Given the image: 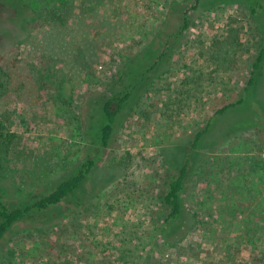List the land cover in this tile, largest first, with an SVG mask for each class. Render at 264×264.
<instances>
[{"label":"rangeland","instance_id":"rangeland-1","mask_svg":"<svg viewBox=\"0 0 264 264\" xmlns=\"http://www.w3.org/2000/svg\"><path fill=\"white\" fill-rule=\"evenodd\" d=\"M31 1L0 0V131L13 135L0 139V195L9 207L72 177L103 99L131 95L81 187L16 224L0 264H264V76L242 105L217 114L238 99L264 46V0ZM50 8H61L58 20L44 19ZM183 13L188 28L165 41ZM184 157L183 216L167 242L159 197Z\"/></svg>","mask_w":264,"mask_h":264},{"label":"trees","instance_id":"trees-1","mask_svg":"<svg viewBox=\"0 0 264 264\" xmlns=\"http://www.w3.org/2000/svg\"><path fill=\"white\" fill-rule=\"evenodd\" d=\"M51 1L58 4L60 2H62V4L64 3L62 0H49L47 5H49ZM31 3H36L37 7L40 6L39 1L37 0L36 2L31 1ZM1 4H9V0H1ZM18 8L20 10L22 9L21 4H19ZM261 8V5H256L255 7H252L250 9L251 14L255 15L258 12L257 10ZM59 9L61 8H50L49 10H47L44 19L46 21L58 20L59 17H55V13L53 11L58 10L59 12ZM35 16L37 18L40 17L37 12L35 13ZM181 22L182 24L179 30L167 35L165 41L169 39H177L188 28L187 17L185 13H183L182 15ZM168 49L169 47H166L163 51L158 53V56L156 57L157 62L162 60L163 56L165 55ZM263 71L264 46L260 47L257 52V55L251 65L249 77L245 83V86L240 90L238 99L233 103L226 105L221 110H218L217 114H223L226 110L230 108H235L242 105L246 100V96L248 95L250 90L253 89L255 93V86L261 85V82L263 80ZM119 78V81L122 82L121 75H119ZM130 95L131 92H129L128 90H123L116 92L112 96L103 99L98 134L95 138L91 140L89 144L90 146L88 147V154L80 163L79 168L72 175V177L62 180L50 192H48V194L38 198L32 204L27 206L11 208L5 203L4 199L0 195V246L3 240L5 239L7 233H9L10 230L16 224L36 214L44 213L54 209L60 203L66 201L69 197L73 196L77 192V190L81 187L83 182L89 176L92 169L95 167L97 161L103 157L105 150L109 147L117 117L125 108L130 98ZM209 127L210 123H207L205 128L195 134L192 140V148L197 147L199 141L201 140V137L208 132ZM3 130L4 128H2V131H0V139L9 141L13 135L5 134ZM187 166L188 158L184 157L177 172L175 174L168 175V177L166 178L165 187L159 197L161 207L167 212V218L165 219L164 229L161 233V237L164 240H167V242H170L175 238V236L178 234L175 232L177 231L178 226L181 225L180 219L183 216V205L181 195L184 190L185 179L187 176Z\"/></svg>","mask_w":264,"mask_h":264}]
</instances>
